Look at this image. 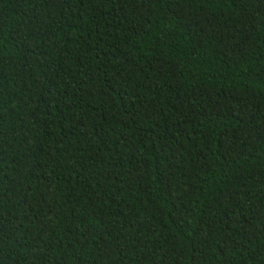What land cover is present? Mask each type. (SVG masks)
Segmentation results:
<instances>
[{"label": "trees", "instance_id": "1", "mask_svg": "<svg viewBox=\"0 0 264 264\" xmlns=\"http://www.w3.org/2000/svg\"><path fill=\"white\" fill-rule=\"evenodd\" d=\"M0 264H264V0H0Z\"/></svg>", "mask_w": 264, "mask_h": 264}]
</instances>
